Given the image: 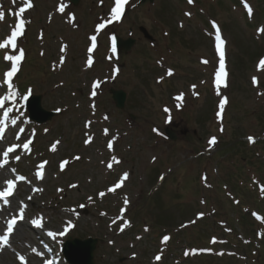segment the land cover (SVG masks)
<instances>
[{"label": "rangeland", "instance_id": "1", "mask_svg": "<svg viewBox=\"0 0 264 264\" xmlns=\"http://www.w3.org/2000/svg\"><path fill=\"white\" fill-rule=\"evenodd\" d=\"M24 2L0 0L4 13L0 42L20 19L26 21L15 54L20 48H27L28 53L14 83L21 94L28 89L42 94L43 107L61 109V113L38 125L29 120L24 104V116L15 126L9 121L0 140V160L8 147H19L0 169V189L6 187L7 179L26 178L18 182L9 205L0 209V234L16 215L19 201L27 205L10 246L0 248V264H20L17 253L28 264H43L45 258L69 264L62 254L69 236L99 238L96 264H264V217L255 218L259 211L264 216L260 187L264 185V68L259 67L264 58V32L259 31L264 28V0H129L123 17L115 21L116 32L127 36L132 27L139 40L129 54L123 52L120 62L95 25L108 19L107 15L110 18L115 0H80L75 8L55 13L53 18L56 0H31L33 6L17 15ZM211 21L219 26L225 41L227 87L222 84L219 93L215 85L219 52ZM140 26L148 28L154 43L144 39ZM43 27L47 30L41 37ZM93 35L101 44L89 52ZM9 65L0 60V77ZM96 81L100 85L92 96ZM110 88L127 92L123 110L116 108ZM181 93L184 99L177 107L175 97ZM2 94L5 89L0 85ZM224 97L228 103L221 118L217 113ZM165 107L169 113L163 111ZM15 115L14 110L10 116ZM166 127L176 133V140L168 138ZM19 128L24 132L18 140ZM33 136L28 152L23 144ZM88 136L92 141L85 144ZM213 136L217 138L214 146L209 144ZM249 136L255 138L254 143H248ZM55 141L60 143L53 152ZM109 141L112 149L107 147ZM64 160L69 164L61 171ZM44 161V177L38 179L37 166ZM11 168L16 169L15 175ZM124 172L129 173L124 185L109 193L107 189ZM73 184L77 187H70ZM100 192L106 195L101 198ZM41 216L43 228L29 223ZM69 220L73 227L63 236L53 241L45 235L48 230L64 231ZM126 221L130 223L120 231ZM166 235L170 239L164 242ZM226 235L231 237L228 244L222 243ZM43 241L52 252L43 250ZM200 246L214 251L185 255L191 256V249ZM156 255H161L160 261Z\"/></svg>", "mask_w": 264, "mask_h": 264}, {"label": "snow or ice", "instance_id": "2", "mask_svg": "<svg viewBox=\"0 0 264 264\" xmlns=\"http://www.w3.org/2000/svg\"><path fill=\"white\" fill-rule=\"evenodd\" d=\"M15 2V0H14ZM129 0H115V6L111 9V13H110V19L105 20L101 23L97 24V31L102 30L106 27L107 24H111L113 21H120L124 11H125V5L128 4ZM189 3H192V0H189ZM32 2L31 0H25L24 2V6L19 8V12L17 13V15H22L26 9H30L32 7ZM67 5L64 3H60L57 11L59 13H64L65 9H66ZM247 7V11L249 13V15H251L252 13V9L250 6H248L246 4ZM187 15H190V13H187ZM4 19V13L2 11H0V21H2ZM71 20H75V16L71 15L70 16ZM25 23L26 21L24 19H20L18 21V23L15 25V27L13 28V30L11 31V34L8 35L2 42H0V60L6 61V62H10V69L7 70L6 72H4L2 74V77H0V85H5L6 89H5V94L0 96V109H2V118H0V125H4V123L6 121H10L11 125L15 126L17 125V122L20 120L21 117L24 116V112L21 110L24 106V103L27 102L29 100V96L31 95V89H28V93L27 94H21L19 93V91L16 88V85L13 83V78L16 76V74L18 73V71L20 70V64L21 61L24 59L25 57V50L23 48H20L18 51V54H15V50H17L18 48V37H22L24 35V30H25ZM211 24L213 26V28L215 29V47L217 49V51L219 52V70L215 73V85L217 88V92L219 93V89L220 86L223 84L225 87H227V84L225 82V79L227 77V72L225 70V51H224V45H225V41L224 39H222L221 36V30L219 28V26L216 24L215 21H211ZM259 31L264 32V28H261ZM91 41H92V47L89 48V52L92 51L93 48L96 47V35L91 36ZM111 41H112V51L115 52L116 51V37L112 36L111 37ZM67 46L65 45L64 47H62L61 51H64L65 48ZM43 55V53H41ZM64 62V57H61L60 63L63 64ZM203 63L207 64L208 61L204 60L202 61ZM87 63L89 65H91L92 61L91 59H89L87 61ZM259 67L260 68H264V58H261V60L259 61ZM116 71L118 72L119 69H116ZM168 76L173 75V71L171 69L168 70L167 72ZM160 80H163V77L160 78ZM253 83H256V77H253ZM100 85V81H96L93 84V91L91 93L92 96L96 95V91L95 89L97 87H99ZM193 88H195V85L192 86ZM184 99V94L181 93L179 95H177L175 97V100L178 101L179 103L177 104V107H181L182 106V102ZM6 103L10 106H5ZM228 103V98L224 97L220 100L219 103V109L220 111L217 113L218 117L222 118V113L224 111V107L225 105ZM17 113V115L15 116H10V114H12L13 112ZM57 111H61V109H57ZM163 111L165 113H169L170 109H168L167 107H165L163 109ZM168 120H171V116H168ZM90 123V122H89ZM3 127H0V133L3 132ZM24 130L21 128L20 132H23ZM107 131V130H105ZM153 131L158 132V129H153ZM221 131H223V127L221 128ZM3 137L0 136V140H2ZM16 139H19V135H17ZM248 140L250 143H254L255 142V138L249 136ZM92 141V137L88 136L87 139L85 140V144H88ZM32 143L31 140H29L27 143L23 144V149H25L26 151L30 152L31 149L29 147V145ZM60 143V141H55L52 145H51V151L55 152L57 150V145ZM209 144L214 146L217 144V138L215 136L211 137L209 140ZM18 147V145H12L10 147H8L3 153V159L0 160V169H3L5 165H7L9 163V153H12L16 150V148ZM107 147L109 149H112L113 144L112 141H109ZM21 159V157L19 155L15 156V160L19 161ZM75 159H79V157H75ZM113 161H115L116 163H119V161L117 160L116 157L112 158ZM153 160H155V157H153ZM45 164H47V161H44L43 163L39 164L38 167V171L36 172V176L38 179H43V169L45 167ZM69 164L68 160H64L60 163L59 167L60 170L63 171L65 169V166ZM107 167L109 169H111L113 167L112 163H108ZM11 173H13L14 175L16 174V169L15 168H11L10 169ZM129 177V173L128 172H124L123 175L120 177L119 181L117 183L114 184V186L110 187L107 189V191L109 193H115L117 191V189H120L123 185L124 182L128 179ZM26 178L22 175H17L16 179H7L6 181H4V184L6 185V187H3L2 189H0V201H2V203H0V209L3 208V206H7L9 205V197L13 195V192L15 190V185L17 180L18 181H24ZM161 180L164 179L163 176L160 177ZM206 179V178H205ZM70 187H77L75 184L70 185ZM261 190L264 191V185H261ZM34 192H43L42 188H33ZM58 192L63 191V189H57ZM98 195L103 198L106 193L105 192H100L98 193ZM29 200H31V197H28ZM89 201L92 200V197L89 196L88 197ZM129 203V200L127 198V196L124 197V204L127 205ZM236 203H239L238 201H236ZM81 208L84 207V205H80ZM27 208V205L24 203V201H19V206H18V210L15 216H13L10 220H8L6 222V231L3 232V234H0V248H2V246H6L9 245L10 242V236L12 235V233L14 232V228L18 223V220L23 221L25 219V210ZM66 211H74V209H67ZM103 215V213H102ZM204 214L200 213L199 216L202 217ZM116 219H120V217H117ZM116 219H114L112 221V223H116ZM43 217L41 216L40 218H33L29 221L30 224L38 227V228H43V223H42ZM130 222H124L123 226H121L120 231L124 230V227H127L128 224ZM69 227H73L71 220H69L67 222V227L64 229V232H66L68 230ZM64 232H54L51 230H48L45 232V235L49 238H51V240L55 241L57 236H63ZM170 239L169 236H164L163 237V241L167 242ZM213 242H215V238L213 239ZM45 249L48 252H52V248L49 247L48 245L44 246ZM32 252H37L36 248H32L31 249ZM41 257L44 256V253H38ZM188 253L186 252L185 255H187ZM135 256V253H133V257ZM17 258L19 259V261L22 262V264H27L26 258L24 255H21L19 253H17ZM155 260L160 261L161 260V255H156L155 256ZM44 264H54V260L47 258L44 259Z\"/></svg>", "mask_w": 264, "mask_h": 264}, {"label": "water", "instance_id": "3", "mask_svg": "<svg viewBox=\"0 0 264 264\" xmlns=\"http://www.w3.org/2000/svg\"><path fill=\"white\" fill-rule=\"evenodd\" d=\"M74 2L77 3L78 0H74ZM132 44L133 41L131 40L120 41V45L127 49H129ZM113 93L117 105L119 107H123L126 93L122 90H114ZM28 106L29 110L31 111V116L40 122L47 121L53 116V112H48L41 107V96H34L31 98ZM171 137L175 138V135L171 134ZM97 242L98 240L94 238H88L85 240L78 238L70 239L64 245L65 255L72 264H95L94 250L96 248Z\"/></svg>", "mask_w": 264, "mask_h": 264}, {"label": "bare ground", "instance_id": "4", "mask_svg": "<svg viewBox=\"0 0 264 264\" xmlns=\"http://www.w3.org/2000/svg\"><path fill=\"white\" fill-rule=\"evenodd\" d=\"M13 237V236H12ZM43 240V239H42Z\"/></svg>", "mask_w": 264, "mask_h": 264}]
</instances>
